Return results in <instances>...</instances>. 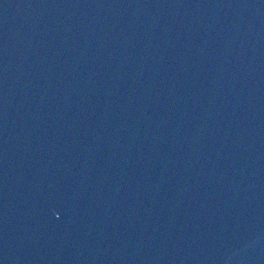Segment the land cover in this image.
I'll list each match as a JSON object with an SVG mask.
<instances>
[{
    "label": "water",
    "instance_id": "obj_1",
    "mask_svg": "<svg viewBox=\"0 0 264 264\" xmlns=\"http://www.w3.org/2000/svg\"><path fill=\"white\" fill-rule=\"evenodd\" d=\"M0 264H264V0H0Z\"/></svg>",
    "mask_w": 264,
    "mask_h": 264
}]
</instances>
